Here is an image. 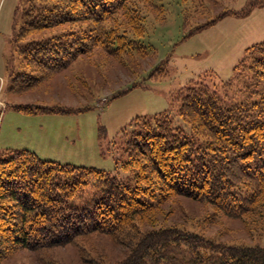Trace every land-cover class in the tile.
Returning <instances> with one entry per match:
<instances>
[{
	"label": "trees",
	"instance_id": "obj_1",
	"mask_svg": "<svg viewBox=\"0 0 264 264\" xmlns=\"http://www.w3.org/2000/svg\"><path fill=\"white\" fill-rule=\"evenodd\" d=\"M26 1L16 14L18 38L24 39L18 50L25 67L17 74L22 90L98 47L115 57L148 54L141 40L145 16L133 0ZM123 10L127 28L119 22ZM66 24L76 29L34 36ZM240 66L263 88L253 98L226 104L201 80L191 84L177 108L188 131L167 113L133 119L125 132L122 179L41 159L27 149L0 151V263L18 247L66 245L92 233L120 239L138 233L133 253L119 264H264V246L204 243L187 230L139 226L176 196L209 203L234 218L262 212L264 41L246 49Z\"/></svg>",
	"mask_w": 264,
	"mask_h": 264
},
{
	"label": "rangeland",
	"instance_id": "obj_2",
	"mask_svg": "<svg viewBox=\"0 0 264 264\" xmlns=\"http://www.w3.org/2000/svg\"><path fill=\"white\" fill-rule=\"evenodd\" d=\"M24 1L0 0V151L27 149L41 159L122 179L125 132L136 117L167 113L188 131L177 108L191 84L202 81L226 104L253 98L263 88L240 62L247 48L264 41V0H133L145 16L141 40L147 55L115 57L98 47L22 90L17 74L25 67L18 50L24 39L18 38L16 14ZM123 12L119 22L127 28ZM220 12L226 13L215 19ZM74 29L66 24L34 36ZM155 213L139 223L141 231L172 227L196 233L204 243L264 246V208L257 216L234 218L209 203L176 196ZM139 238L92 233L66 245L18 247L0 264H119Z\"/></svg>",
	"mask_w": 264,
	"mask_h": 264
}]
</instances>
